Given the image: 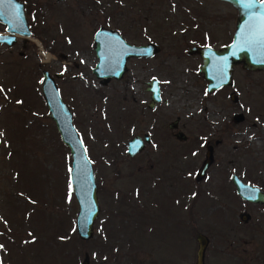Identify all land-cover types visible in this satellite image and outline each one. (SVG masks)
Segmentation results:
<instances>
[{
  "label": "rangeland",
  "instance_id": "1",
  "mask_svg": "<svg viewBox=\"0 0 264 264\" xmlns=\"http://www.w3.org/2000/svg\"><path fill=\"white\" fill-rule=\"evenodd\" d=\"M21 1L33 14L31 40L0 45V264H80L84 255L88 264H193L198 233L208 238L204 264H264V204L241 200L229 178L264 191V71L234 65L231 84L206 93L199 57L186 54L229 41L235 9L219 0ZM98 27L157 50L128 58L122 76L102 84L91 71ZM42 70L91 162L99 212L85 241ZM153 78L161 98L149 109ZM143 134L149 142L128 156L126 141ZM206 145L212 161L195 180Z\"/></svg>",
  "mask_w": 264,
  "mask_h": 264
},
{
  "label": "water",
  "instance_id": "2",
  "mask_svg": "<svg viewBox=\"0 0 264 264\" xmlns=\"http://www.w3.org/2000/svg\"><path fill=\"white\" fill-rule=\"evenodd\" d=\"M228 3L236 11L234 27L230 41L219 48L210 46L192 45L186 49V54H196L199 57L198 73L206 81L205 92L210 93L222 86L231 84V75L234 65H239L247 71H264V47L255 43L261 38L264 30V21L260 14H264V5L259 3L248 9L244 5L248 0H219ZM19 10V20L16 19V10ZM0 23L5 26L7 35H0V44L12 46L16 36L29 37L23 5L19 0H0ZM92 50L96 62L91 69L94 76L105 84L110 78L118 80L125 71V62L128 58H149L157 50L153 43L134 45L126 42L117 31L98 27L92 35ZM59 73L54 74L59 78ZM145 90L149 92L147 107L153 108L160 101L158 81L152 79L146 82ZM40 93L47 109V116L54 123L60 141L69 150L70 169L69 185L76 203L74 229L80 240H87L93 232V223L99 212L96 184L91 162L86 156L84 147L71 122V113L67 105L61 100L53 78L45 70L41 71ZM235 100L234 93L229 94ZM239 120L240 113L233 114ZM178 118L168 123L169 129H175ZM177 140H183L184 134L176 131L173 134ZM149 142L147 134L141 137L132 136L126 141L125 153L134 156ZM212 161V147L207 145L203 160L195 170V180L202 179L206 168ZM236 195L243 201L252 204H264V191L258 187L243 183L235 174L230 175ZM254 197V198H252ZM249 214L240 212L238 219L247 222ZM193 264H204V252L208 238L198 233L195 238ZM80 264H88L86 255Z\"/></svg>",
  "mask_w": 264,
  "mask_h": 264
},
{
  "label": "flooded vegetation",
  "instance_id": "3",
  "mask_svg": "<svg viewBox=\"0 0 264 264\" xmlns=\"http://www.w3.org/2000/svg\"><path fill=\"white\" fill-rule=\"evenodd\" d=\"M20 2H22V5H23V11H24V15H25V19H26V22H27V26H28V31L30 32V34H29V38L27 37H22V36H16L15 37V40L16 39H18V38H26V39H28V40H31V38H30V36H32L33 35V30H32V25H31V22H32V18H33V14L32 13H28V11L26 10V7H27V5L23 2V1H21V0H19ZM95 31V30H94ZM0 35H7V32L5 31V26L3 25V24H1L0 23ZM93 35V34H92ZM228 42V41H227ZM226 42V43H227ZM145 43H149V41H147V42H145ZM145 43H143V44H145ZM225 43V44H226ZM1 46H5V47H7L5 44H0ZM206 84V81H205V83H204V85ZM222 87H226V86H222ZM222 87H220V88H222ZM220 88H218V89H220ZM218 89H216V90H218ZM215 91V90H214ZM147 92V91H146ZM207 146V145H206ZM206 146H205V148H206ZM211 146V145H210ZM212 147V146H211ZM231 175V174H230ZM230 175H229V178H230ZM230 181H231V179H230Z\"/></svg>",
  "mask_w": 264,
  "mask_h": 264
},
{
  "label": "snow or ice",
  "instance_id": "4",
  "mask_svg": "<svg viewBox=\"0 0 264 264\" xmlns=\"http://www.w3.org/2000/svg\"><path fill=\"white\" fill-rule=\"evenodd\" d=\"M9 2L11 3L12 0H9ZM259 3L261 5H264V0H248V2L244 5L246 8L251 9L253 7L256 6V4ZM16 19L19 20V10H16ZM0 15H3L2 12H0ZM260 19L261 21H264V14H260ZM255 43H258L259 45H261L262 47H264V30H262L261 32V38L258 41H255ZM155 79V78H153ZM4 89L2 87H0V92H3ZM17 103H21L20 101H17ZM0 135H3L2 133H0ZM71 171V169H70ZM254 198V197H252ZM0 248H3V245H0Z\"/></svg>",
  "mask_w": 264,
  "mask_h": 264
},
{
  "label": "bare ground",
  "instance_id": "5",
  "mask_svg": "<svg viewBox=\"0 0 264 264\" xmlns=\"http://www.w3.org/2000/svg\"><path fill=\"white\" fill-rule=\"evenodd\" d=\"M42 56L44 57V59H48L50 57V55L44 51L41 50Z\"/></svg>",
  "mask_w": 264,
  "mask_h": 264
},
{
  "label": "trees",
  "instance_id": "6",
  "mask_svg": "<svg viewBox=\"0 0 264 264\" xmlns=\"http://www.w3.org/2000/svg\"><path fill=\"white\" fill-rule=\"evenodd\" d=\"M68 243H69V242L66 243L65 250L68 248Z\"/></svg>",
  "mask_w": 264,
  "mask_h": 264
}]
</instances>
